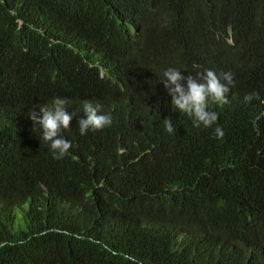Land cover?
<instances>
[{
    "label": "trees",
    "instance_id": "trees-1",
    "mask_svg": "<svg viewBox=\"0 0 264 264\" xmlns=\"http://www.w3.org/2000/svg\"><path fill=\"white\" fill-rule=\"evenodd\" d=\"M169 67L234 74L211 128ZM53 97L59 160L28 116ZM84 100L111 125L80 135ZM0 264H264V0H0Z\"/></svg>",
    "mask_w": 264,
    "mask_h": 264
},
{
    "label": "clouds",
    "instance_id": "clouds-1",
    "mask_svg": "<svg viewBox=\"0 0 264 264\" xmlns=\"http://www.w3.org/2000/svg\"><path fill=\"white\" fill-rule=\"evenodd\" d=\"M198 75L199 79L192 75L185 77L181 70L169 67L163 72L160 82L171 97L174 109L191 118L194 127L202 125L211 128L217 122L218 114L209 111L208 104L229 102L226 94L235 85L234 74L229 71L217 75L213 70H205ZM244 99L249 102L252 99H259V93H249ZM69 103L68 98L53 97L50 102L28 113L33 121V128L39 127L41 130L40 143L49 145L53 158L57 160L64 158L72 147L71 142L61 136L62 130L70 128L73 118L66 111ZM82 111L84 118L78 122L80 135H85L89 131H100L112 123L110 116L100 113V105L90 100L82 102ZM163 123L168 133H175L170 117L164 119ZM214 135L217 139H222L224 136L222 128L216 127Z\"/></svg>",
    "mask_w": 264,
    "mask_h": 264
}]
</instances>
